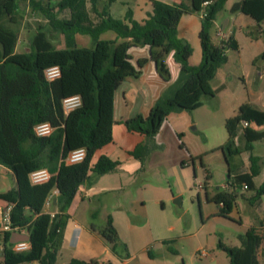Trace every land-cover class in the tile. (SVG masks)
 <instances>
[{"label":"trees","instance_id":"obj_1","mask_svg":"<svg viewBox=\"0 0 264 264\" xmlns=\"http://www.w3.org/2000/svg\"><path fill=\"white\" fill-rule=\"evenodd\" d=\"M147 1L151 3V13L139 23L132 19L130 11L124 20L113 18L107 8L98 11L99 0H60L44 8L35 0H0V168L8 170L14 181V187L0 193V201L12 205V226L25 228L30 243L29 250L15 252L13 245L17 241L13 240L12 233H7L0 264H56V239L78 189L85 184L92 186L99 177L119 166V162L104 155L93 165L91 160L96 151L112 142L114 94L124 77L131 74L126 54L130 46H160L166 52L172 51L179 65L176 81L155 101L148 115H137L123 122L129 132L146 138L145 143H139L130 152L141 164L154 148L156 132L169 113L198 108L202 98H213L219 90H212L210 82L216 71L226 64L227 49H237L231 37L219 44L211 40L226 0H184L190 2L189 6L184 2ZM21 2L42 12L51 30L62 35L63 48H56L46 27L39 25L28 46L21 52L16 51L18 35L7 23L17 14ZM65 11L67 14L59 18ZM230 12L252 18L256 32L264 40V30H260L264 22V0H241L232 5ZM91 13L96 22L92 21ZM188 13L205 14L200 18L201 61L196 66L188 62L191 45L180 38L177 31L181 16ZM107 31L114 32L117 39L128 41L117 44L115 40L100 39ZM77 34L89 36L91 47H78ZM259 59H264V52ZM54 66L60 69V77L48 82L44 71ZM159 71L163 79L168 80L167 71L164 68ZM76 95L81 98L80 107L65 115L63 99ZM44 122L50 123L54 131L48 137H37L33 128ZM224 127L227 140L218 150L228 167L226 190L216 191L208 202L218 207L217 216L229 218L236 200L253 204L264 197V178L258 186L254 182L261 172V158L253 154L254 143L264 139V112L243 104L237 115L225 120ZM240 141L242 145L238 144ZM79 148L86 150L84 160L65 164L67 154ZM242 153H248L247 170L233 164ZM41 168L50 172L49 181L30 184L29 174ZM243 185L246 192H251L249 196L242 193ZM206 188V184L202 186ZM53 190L58 193L55 203L52 202L56 211L51 216L43 208ZM92 217L95 219L97 213ZM90 229L96 231L94 224ZM97 231L111 251L119 255L116 246L120 241L110 217ZM256 236L257 230L250 227L237 236L239 246L229 247L218 240L217 248L226 254L228 264H253ZM169 242L173 241H162V244ZM168 250L176 253L171 247ZM148 255L151 257L149 251ZM65 264L99 263L71 259Z\"/></svg>","mask_w":264,"mask_h":264},{"label":"rangeland","instance_id":"obj_2","mask_svg":"<svg viewBox=\"0 0 264 264\" xmlns=\"http://www.w3.org/2000/svg\"><path fill=\"white\" fill-rule=\"evenodd\" d=\"M35 1L41 3L43 8L47 6L46 0ZM54 5V3L49 4V6ZM129 6L134 8L132 2ZM88 7H90L89 4ZM102 7L103 3L100 2L98 8L102 9ZM62 15L64 14H59V17ZM91 18L96 21L94 14H91ZM46 23L41 11L32 9L27 2H21L17 14L7 23L20 38L17 43V52L23 51L28 46L30 37L39 25L46 27L47 34L56 48H63L62 35L54 33ZM105 35H111V32L103 36ZM85 40V37H79L78 47H91V43ZM191 48V64L190 62L189 64L193 66L192 63L196 61L197 56L193 51L194 48L192 46ZM233 55L230 49L228 56L232 58ZM256 67L258 69L248 75L247 67L242 68L235 63L231 64L227 71L228 88L240 96H245L246 90L260 93L264 99V59H259ZM258 74H262L261 79ZM243 77L247 86L244 84ZM134 84V80H130L117 88L115 119L122 114L120 106L123 91H126L130 102L138 98L137 106L140 104L142 97L135 93ZM172 84L171 81L168 87ZM213 86H217V82H213ZM236 94L235 98L239 99L240 97ZM228 103V100L225 101V107L220 109L217 100L204 97L202 105L198 108L169 113V125L161 124L154 137V148L148 156L151 163L150 169L145 168L144 163H140L131 184L122 183L121 188L120 183L116 178H111L112 176H108L106 182L100 185V188L105 191L92 199L91 207L94 213H97V217L92 219V224L104 227L107 218L110 217L120 241L116 246L119 255L125 252L134 254L135 264H228V258L217 248V242L221 240L229 247L239 246L237 236L243 234L245 228L231 217L217 216L218 207L208 202V199L220 190L219 186L228 177L227 164L222 152L218 150L227 140L224 122L226 117L232 115V105ZM135 112L133 111L132 114ZM170 127L176 133L173 134L169 130ZM162 128L167 129L161 132L159 142L156 136ZM262 130L264 131V128ZM143 137L142 143H145L146 138ZM238 144L242 145V142ZM253 146V154L260 156L261 171L264 173V139L255 142ZM98 153L96 151L92 159L97 161ZM239 161V167L247 170L248 153H243ZM261 178L260 174L256 181H260ZM205 184L206 189L199 188ZM12 187L11 173L0 169V193ZM241 191L246 196L251 194L243 189ZM176 196L181 197L179 207L175 206L171 200V197ZM116 201L119 202L120 207H116ZM238 203L242 209L243 200L238 199ZM249 205L246 204L245 207L248 208ZM236 212V210L231 212L233 218H237ZM66 221L68 218L65 219ZM252 224L257 232L264 225L261 221H252ZM69 229L70 226L63 243L59 242L62 253L58 255L56 264L65 263L67 256L75 251L74 241L70 235L68 236ZM56 240L58 241V238ZM171 240L172 243L162 244V241ZM168 247L173 248L176 253H171ZM146 249L152 252L151 263L147 262ZM198 251H205L207 256L200 258Z\"/></svg>","mask_w":264,"mask_h":264},{"label":"crops","instance_id":"obj_3","mask_svg":"<svg viewBox=\"0 0 264 264\" xmlns=\"http://www.w3.org/2000/svg\"><path fill=\"white\" fill-rule=\"evenodd\" d=\"M59 1L60 0H46V4H56ZM129 1L134 4L133 9L130 8ZM159 1H162L167 4H180L181 2H184L186 5H190L189 1L184 0ZM239 1L241 0L225 1L224 11L217 17L214 29L211 34V40L213 44L226 42L230 37L237 44V49L232 50L234 54L232 58L228 56V52L230 49H227L226 64L216 71L214 79L210 82L212 90L219 89L213 97L214 100H217L218 107L220 109L225 107L224 102L227 100L229 101L228 105H232V115L226 117L225 120L237 115L239 107L243 104H247L252 108L264 112V99H262V95L260 93H254L252 91L246 90L245 96H240L239 94H236L235 91H231L227 85V71L231 64L235 63L237 65H240V67L242 68L247 67V73L248 75H250L258 69L256 67V63L259 61V56L264 52V40L261 35L256 32L255 21L249 16H246L240 12H230L232 5ZM100 2L103 3L102 9L98 8ZM88 4L89 3H87V9L89 10L90 7H88ZM98 6V11H102L104 8H107V12L109 13V15L118 20H124L126 18L127 12L130 11L132 19L139 23L147 19L148 13H151L152 10L151 3L147 0H99ZM63 14L66 15L67 11L63 12ZM200 24L201 19L199 15L195 13H188L183 14L181 16L177 26L178 36L189 42V44L194 48L193 51L196 52L197 59L195 62L192 63V65L194 64L195 66L198 65L201 61V47L198 38ZM260 30H264V22L261 24ZM105 33L100 35V39L113 41L115 40L117 44L128 41L117 39L114 32H111V35L103 36ZM218 33H221L220 36L218 35ZM79 37H85V41H89L91 43L89 36L77 34L75 36L77 46L79 45ZM19 39L20 38L18 37L17 43H19ZM126 54L128 56V62L130 64L131 74L125 76L121 84L125 83L126 81L134 80V86L136 89L135 93L142 98L140 99V104L137 106L138 98L135 101L130 102L128 100L126 91H123L122 102L120 106L122 107V114L119 116L118 119H115L114 94L112 142L104 146L102 149L98 150L99 153L97 154V156H107L109 159L119 162V166L113 172L99 177L96 183L92 186H88L87 184H85L78 189V192L76 193L74 199L72 200L67 210L66 215L68 216V221L65 222V227L60 232V236L58 238L56 246L58 257V255L62 253V246H60V243H63V240H65L67 229L70 226L68 236L70 235V237H72L74 241L75 251L73 252V254H69V256H67L65 263H67L71 259H77L87 263L95 261L99 264H135L136 256L134 254H128L125 252L124 254L117 255L111 251V247L103 240V238L99 235L97 231L103 228L102 226H95L96 231H92L90 229V225L92 224L93 219L92 215L94 214V209L91 207V203L93 198L95 199L100 193H104L103 191L105 190L101 189L100 185L106 182L105 180L108 176H112L111 178H116V180L120 183V188L122 187V183H127V185H130L133 181L132 177L135 173H137V167H140V161L138 162L137 159L131 156L130 152L133 151L136 145L143 142L144 137L141 134L129 132L124 126L123 122L137 115L143 117H146L148 115L155 101L166 90L168 84L171 81L173 83L176 81L179 74V65L173 59V52H166L160 46H130L126 51ZM190 60L191 56L188 62H190ZM163 68L168 73V80L163 79V77L160 75L159 69ZM258 76L259 79H261L262 74H258ZM243 81L245 86H247L244 77ZM213 82H217V86H213ZM235 94L237 95V97L239 96L240 98L236 99ZM133 111H136L135 114H132ZM164 123L166 126L167 124L169 125L168 116H166L162 124ZM163 129L167 128H162L159 134L156 136V140L159 142V138L161 136V132H163ZM169 130L173 134L176 133V131L172 127H170ZM240 156H238L233 162L235 166H239ZM149 160L150 157L144 161V166L145 168H148V170L151 166ZM95 162L96 160L92 159L91 165H93ZM0 169L6 170L5 168ZM6 171L9 173L8 170ZM260 174L262 175L261 180L256 181L257 178L254 180L256 186H258L264 178V173H262V171L260 172ZM219 189L222 191L226 190L225 181L219 186ZM176 198H178V196L171 197L173 204ZM55 201V198H53L52 202L55 203ZM52 202L50 206L44 205L43 208V211L45 213H49L50 215L54 214L56 211V209L52 206ZM243 202L244 203H242V209L239 206L238 200H236L235 202V207L233 210L237 211V218H233V216H231L232 213H230L229 217H231L234 221H238L240 226L245 228V233L250 227H254L252 221H261L264 224V197H262L257 202L250 204L248 208L245 207L248 202ZM5 204L6 203L0 201V210L2 209V207H4ZM115 204L116 207H120L118 201H116ZM174 205L177 206L176 204ZM256 237L257 238L255 239L253 246L252 263L264 264V225L260 227V230L257 232ZM148 251L151 254V257L148 255ZM145 254L147 262L152 261L153 256L151 250L146 249Z\"/></svg>","mask_w":264,"mask_h":264},{"label":"built area","instance_id":"obj_4","mask_svg":"<svg viewBox=\"0 0 264 264\" xmlns=\"http://www.w3.org/2000/svg\"><path fill=\"white\" fill-rule=\"evenodd\" d=\"M205 14L201 13L199 16L200 18L203 17ZM221 33H218L220 36ZM44 77L48 82H52L60 77V69L57 66L50 67L44 71ZM81 105V98L79 96H71L63 99L62 101V109L65 115H67L69 112L77 109ZM243 126H247V123H243ZM54 131V128L51 126L50 123L44 122L40 123L33 128V132L37 137L43 138L48 137L52 134ZM86 156V150L84 148H79L71 151L67 154V156L64 159L65 164L73 165L80 163L84 160ZM29 182L32 185H41L49 181L51 178L50 172L45 169L41 168L38 170H35L29 174ZM199 188H202V186H199ZM242 189L245 190L246 186L243 185ZM58 191L53 190L51 195L47 197L45 200V206H50L52 199L57 195ZM11 210L12 205L5 204L4 207L0 210V259L2 261L3 259V249H4V240L5 235L7 233L19 234L22 236L28 237V232L25 228L18 229L17 227H13L11 223ZM53 216V214H51ZM30 249V243L28 240H22L17 241L13 245V251L15 252H24ZM199 257H206L207 254L205 251H198ZM32 264V263H30Z\"/></svg>","mask_w":264,"mask_h":264},{"label":"water","instance_id":"obj_5","mask_svg":"<svg viewBox=\"0 0 264 264\" xmlns=\"http://www.w3.org/2000/svg\"><path fill=\"white\" fill-rule=\"evenodd\" d=\"M180 201H181V197H178L174 200V204H176L177 206L180 205ZM14 238L13 240L16 242V241H22V240H28V237L26 236H22V235H19V234H14L12 235Z\"/></svg>","mask_w":264,"mask_h":264}]
</instances>
